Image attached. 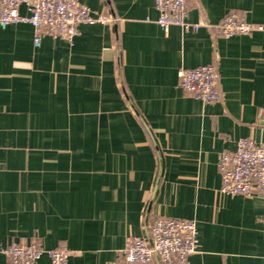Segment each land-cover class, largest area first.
Returning a JSON list of instances; mask_svg holds the SVG:
<instances>
[{
	"label": "crops",
	"instance_id": "crops-1",
	"mask_svg": "<svg viewBox=\"0 0 264 264\" xmlns=\"http://www.w3.org/2000/svg\"><path fill=\"white\" fill-rule=\"evenodd\" d=\"M78 1L112 21L37 45L28 24L0 27V249L37 241L68 264H113L171 218L196 225L190 264H264V201L221 194L217 170L236 140L264 141V31L219 33L229 13L264 24V0H189L188 21L207 26L167 32L153 0ZM207 64L211 104L177 80Z\"/></svg>",
	"mask_w": 264,
	"mask_h": 264
},
{
	"label": "built area",
	"instance_id": "built-area-1",
	"mask_svg": "<svg viewBox=\"0 0 264 264\" xmlns=\"http://www.w3.org/2000/svg\"><path fill=\"white\" fill-rule=\"evenodd\" d=\"M189 0H153L158 12L157 25L167 32L172 27L198 31L207 23L188 21ZM24 6L27 15H21ZM112 18L92 12L78 0H0V27L28 24L33 28L37 45L43 35L71 43L81 25L110 23ZM264 31V24H254L236 13L225 15L219 23L222 37L249 35ZM178 86L189 97L204 104L219 100L218 74L213 64L196 68H181L177 72ZM264 134V112L260 117ZM217 170L220 193L243 198L259 197L264 201V141L250 138L236 140L232 151H221ZM197 251V229L191 220L160 218L150 222L145 237H127L123 249L113 264H190L189 258ZM11 264H36L43 254L50 264H68L70 252L65 249H44L39 242L12 243L0 249Z\"/></svg>",
	"mask_w": 264,
	"mask_h": 264
}]
</instances>
